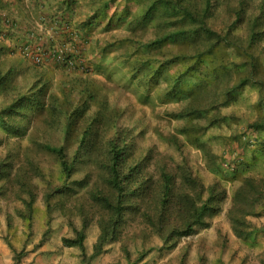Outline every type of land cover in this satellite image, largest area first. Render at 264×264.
I'll return each instance as SVG.
<instances>
[{"label": "trees", "instance_id": "16d2710c", "mask_svg": "<svg viewBox=\"0 0 264 264\" xmlns=\"http://www.w3.org/2000/svg\"><path fill=\"white\" fill-rule=\"evenodd\" d=\"M234 1L217 29L211 18L220 0H0V197L21 203L14 213L31 231L36 179L45 178L46 227L37 246L56 211L71 232L62 245L77 247L81 264L113 242L136 264L153 236L161 250L173 249L222 211L236 238L254 241L264 232V223L249 218L264 216V118L215 135L230 141L219 152L206 137L212 127L238 123L221 107L236 103L244 88L255 87L254 105L264 106V61L256 52L264 0ZM49 69L62 73L58 94L45 77ZM115 71L141 104H176L166 109L174 129L156 132L171 151L139 143L145 128L122 122L123 110L109 105L95 76L112 79ZM93 222L98 233L87 252ZM8 245L18 264L23 250Z\"/></svg>", "mask_w": 264, "mask_h": 264}, {"label": "rangeland", "instance_id": "374dc122", "mask_svg": "<svg viewBox=\"0 0 264 264\" xmlns=\"http://www.w3.org/2000/svg\"><path fill=\"white\" fill-rule=\"evenodd\" d=\"M256 1H253L254 4ZM234 0H220V7L217 14L213 15L211 22L217 29L225 26L226 9L234 4ZM220 10V11H219ZM238 33L244 34L243 27L237 30ZM99 35V34H98ZM261 61H264V42L256 47ZM116 77L109 79L105 74H96V84L108 99V103L112 107L123 110L121 115L122 122H137L145 128V134L139 138L142 145L147 143H155L161 151H171L170 147L161 140L158 132L168 133L172 131L176 125V120L170 118L166 114V109L170 110L176 105L172 102H154L153 104H141L133 94L131 88L120 85L125 80L124 75L120 71H115ZM95 75V74H94ZM46 79L48 78L50 85L59 93L58 86L62 78V73L52 69L47 70ZM117 78V80H116ZM121 78V79H120ZM64 79V78H63ZM119 80V81H118ZM133 88V87H132ZM258 91L255 87H246L239 95L236 103L221 107L225 113H233L239 117L237 124L222 125L220 127H212L208 129L206 137H210V143L217 152L228 146L229 140L226 138L216 139L214 136H229L233 130H239L247 121L255 118H264V106L256 107L254 104L258 99ZM52 140L56 139V133L52 130ZM20 139L22 145L27 143L26 137L12 136L9 138L11 142ZM219 141V143L217 142ZM221 141V142H220ZM1 150V149H0ZM194 155L198 151L194 148L190 150ZM48 156L41 155V164L46 172L50 171L48 165ZM202 166V162L198 161ZM54 167V165H52ZM55 169V167H54ZM203 173H205L202 170ZM210 175H207V179ZM48 177V175H47ZM46 177V178H47ZM38 183V199L36 201V212L33 220L31 231H28L22 218L14 213L17 206H21L18 200L5 199L0 197V264H14V252L10 249V242L16 251H22L23 255L18 264H32L34 262L42 264H81L79 258V250L77 247L63 246L61 237L69 235L71 232L66 224V217L61 212L56 211L51 220V231L47 239L38 245L46 227L44 217V204L42 201V193L46 187L45 178H37ZM72 203L67 202V206ZM227 206V202L225 203ZM11 215V227L6 225V214ZM256 225L264 223V216L249 217ZM75 222L78 219L75 216ZM98 233V228L93 222L84 240L87 252H91L92 244ZM139 242V240H138ZM153 248L147 255L136 264H178L183 248L188 244L187 256L185 264H264V232L256 235L254 241H243L236 238L230 230L228 222L224 219V211L215 215L211 219L209 226L201 228L194 234L182 238L178 245L170 250L160 249L161 241L157 236H153L148 242ZM129 248L135 254L134 244L129 243ZM38 253L42 254L39 255ZM35 254V255H34ZM204 256L203 262H200L198 255ZM35 256V259L32 257ZM199 262V263H198ZM91 264H127L118 242H113L107 247L106 251L94 258Z\"/></svg>", "mask_w": 264, "mask_h": 264}, {"label": "crops", "instance_id": "0c3cea01", "mask_svg": "<svg viewBox=\"0 0 264 264\" xmlns=\"http://www.w3.org/2000/svg\"><path fill=\"white\" fill-rule=\"evenodd\" d=\"M110 245V244H109ZM109 245L107 246V247H109ZM39 255H42V254H40V253H38ZM35 255V254H34ZM34 255H32V257L35 259V256ZM99 256V255H98ZM97 256V257H98ZM32 264H39V263H36V262H34V263H32ZM42 264H46V262H44V263H42Z\"/></svg>", "mask_w": 264, "mask_h": 264}]
</instances>
